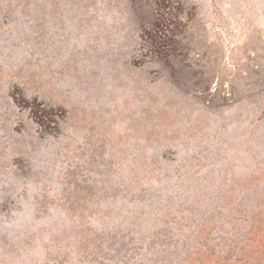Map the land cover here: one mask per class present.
Wrapping results in <instances>:
<instances>
[{"label":"rangeland","instance_id":"obj_1","mask_svg":"<svg viewBox=\"0 0 264 264\" xmlns=\"http://www.w3.org/2000/svg\"><path fill=\"white\" fill-rule=\"evenodd\" d=\"M0 264H264V0H0Z\"/></svg>","mask_w":264,"mask_h":264}]
</instances>
